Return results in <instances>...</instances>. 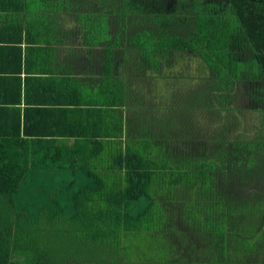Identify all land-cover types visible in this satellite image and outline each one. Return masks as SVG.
Listing matches in <instances>:
<instances>
[{"label": "trees", "instance_id": "16d2710c", "mask_svg": "<svg viewBox=\"0 0 264 264\" xmlns=\"http://www.w3.org/2000/svg\"><path fill=\"white\" fill-rule=\"evenodd\" d=\"M78 56L83 76L68 62ZM191 58L193 74L178 69ZM170 86L180 97L155 125L140 98ZM37 174L70 179L39 189ZM258 179L264 0H0V264H66L59 237L93 245L94 264H223L225 252L239 264L250 233L264 248ZM29 183L47 207L63 202L42 226L43 209L32 222L21 207ZM205 238L223 258L172 254Z\"/></svg>", "mask_w": 264, "mask_h": 264}, {"label": "rangeland", "instance_id": "374dc122", "mask_svg": "<svg viewBox=\"0 0 264 264\" xmlns=\"http://www.w3.org/2000/svg\"><path fill=\"white\" fill-rule=\"evenodd\" d=\"M153 29L154 28L151 27V31ZM71 31H72V27H71ZM75 37H76V35H75ZM75 37H73L72 39H75ZM192 59H196V58H191L190 61H185V62L181 63L179 65L178 69L183 70L184 66L190 67V69H188V70H189V72H192V74H193V72L195 71V68L198 66V64L195 60H192ZM128 67L130 68V65ZM152 83L154 84L155 82L151 81V83H148V84H150V86H151ZM160 86H163V83L161 80H158V83H156V87L160 88ZM141 87H142V90L148 88L147 84H146V86L144 84V86L142 85ZM162 90H164V89H162ZM167 91L173 92L172 96L167 95L166 93H165L166 95H163L161 93L158 101L156 100L155 97H154V100H152V98H151V101H150L149 99H147L145 97L147 95H144V94H143L144 96H142L140 98L141 103H143L144 105L151 104L150 107L154 108V112L157 110L155 112V119L153 118L155 125H157L159 121L160 122H166V121H168V118H169L168 116L163 115V112H161L160 107H164V104H166L168 107L171 104V102L175 103L178 100V96L180 97V89L175 87V86H170V90H167ZM155 92L157 93L158 91L155 90ZM175 96H177V97L175 98ZM150 97H151V95H150ZM173 98H175V99L172 101ZM183 98H185V96H183ZM183 100L185 101V99H183ZM154 104H156V105H154ZM238 107H240V106L238 105ZM185 122L186 121H184L183 124H185ZM240 122H242V121H240ZM256 123L257 122H255V121L251 122V125H255ZM242 124H243V122H242ZM258 175H260V173H255L253 176H258ZM64 177H67L70 179L69 175H62L60 177L56 176L54 179H51L54 181H50V180L46 179L45 177L39 176L37 174L33 177V181H34V183H36V185L39 189H41L44 185L46 187H50V188L54 187L55 188L58 186V181L59 180L63 181ZM254 184H264V179H258L257 182ZM253 186H258V185H253ZM24 191H27V198L28 199L25 200L23 203H21V207L23 206V212L29 217L30 221L35 222V220L37 219V212L41 209H43V211H44L42 219L40 220V223H39L40 226H42L45 223L46 215H48L50 212H52L53 209L55 211H58L61 209L60 206L63 204V202H59V204H57L53 208L47 207L48 202L46 201V198H44L45 196L41 195L35 186H34V188H32L30 183L27 184V187H25ZM32 196H33V199L30 200ZM235 196L238 198V199H236V202H238V203L246 201L245 192L235 193ZM254 197L257 200H253L252 203H258L259 205H261L260 203L262 201H264V191L254 193ZM261 211L264 212V206L261 208ZM60 216H63V215L61 214ZM247 223L248 222H243L240 225L245 226ZM258 223L264 227V216H262V218L259 219ZM226 225H227L226 229L230 233L234 230L233 227L236 226V225H233L232 221H230ZM198 232H196L194 235L191 236L192 238L195 239L194 243H196V237H204V235H203V234H205L204 231H198ZM61 234H62V232L59 233V235H61ZM246 237L249 239V250L245 256H241V257L237 258V262L239 264H259V261L261 260V258H264V250H263L264 248L262 247V236H261L260 232H252ZM59 240H62L64 242V245L62 243H58V246L60 244L59 248H61V249H63L64 247H66V248L70 247L71 248V246H72V248H71L72 250L71 249L70 250H71V256H72V253H73V256L71 258H66L67 254H65V253H64V256H65V258H64L62 256V254L60 253L62 260L66 261V264H94V258L95 257L92 254L93 250H94L93 245L92 246L89 245L88 247H86V246L74 247V242H69V239L63 240L62 238L59 237ZM199 241L202 242V239L200 238ZM204 242L208 245L207 249L204 247V244L202 247L193 246L191 248H187L184 245L183 250L181 248L175 247L172 254L178 255L179 253H181V251L188 252V254L196 252V254H198V255H187V254H181V255L184 257L185 256L199 257L200 259L205 260L206 263L209 262V256H211V255L213 256V259L223 258L222 255L221 256L218 255L216 258H214V254L212 253L211 248L209 246V242L206 240V238L204 239ZM143 250H144V246L142 247L141 251H143ZM153 251H154V249H153ZM87 256H90V257L87 258ZM231 260L233 261L232 256H230L228 254V252H225L223 264H229ZM234 260H236V259H234Z\"/></svg>", "mask_w": 264, "mask_h": 264}, {"label": "crops", "instance_id": "0c3cea01", "mask_svg": "<svg viewBox=\"0 0 264 264\" xmlns=\"http://www.w3.org/2000/svg\"><path fill=\"white\" fill-rule=\"evenodd\" d=\"M64 13L65 12L63 10V12H61L60 14H57L56 18L54 19V21L52 23V28L54 30H57V31L61 30L59 28V25L61 24V22L64 18ZM78 36H79V33L76 34V38L73 40V42L69 41L70 43L68 42V39L65 37L64 40L66 41V46H67V44H71V45L75 44L77 42ZM60 37H62V35H60ZM61 55H62V53H61ZM63 57H64V55L59 56L57 62L56 63L53 62V65H55L54 68L60 69V67H56V66L60 63H63ZM66 58H68V57H66ZM68 62L71 63V66L73 67V71H77V70L81 69L78 76H83V75H85L86 72H90V66H89V62H88L87 58L83 59V58H80L78 56V57H74L72 59L70 58L68 60ZM97 65H98V63L95 64V68Z\"/></svg>", "mask_w": 264, "mask_h": 264}, {"label": "flooded vegetation", "instance_id": "af4514ba", "mask_svg": "<svg viewBox=\"0 0 264 264\" xmlns=\"http://www.w3.org/2000/svg\"><path fill=\"white\" fill-rule=\"evenodd\" d=\"M169 1V0H168ZM256 187H258V189H260L261 191H264V184H259L258 186H256Z\"/></svg>", "mask_w": 264, "mask_h": 264}]
</instances>
